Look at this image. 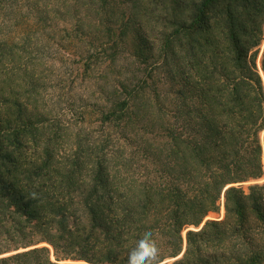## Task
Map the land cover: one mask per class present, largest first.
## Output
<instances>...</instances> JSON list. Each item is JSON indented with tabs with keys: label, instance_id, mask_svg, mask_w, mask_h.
<instances>
[{
	"label": "trees",
	"instance_id": "obj_1",
	"mask_svg": "<svg viewBox=\"0 0 264 264\" xmlns=\"http://www.w3.org/2000/svg\"><path fill=\"white\" fill-rule=\"evenodd\" d=\"M263 41L264 0H0V264H128L146 230L264 264ZM70 58L80 109L46 92Z\"/></svg>",
	"mask_w": 264,
	"mask_h": 264
},
{
	"label": "rangeland",
	"instance_id": "obj_2",
	"mask_svg": "<svg viewBox=\"0 0 264 264\" xmlns=\"http://www.w3.org/2000/svg\"><path fill=\"white\" fill-rule=\"evenodd\" d=\"M157 46L158 43H155ZM50 46V44H49ZM52 46V45H51ZM50 58H55V54H53ZM49 58V59H50ZM48 58L46 60L50 61ZM134 60H132L131 56L128 54L127 51L124 52L123 55L120 56L119 58V65L122 68H128L130 64H133ZM258 63V62H257ZM258 66V64H257ZM43 69H44V74L49 78V88L46 90L48 94H54V95H62L63 97H68V101L70 100V103L76 104V109H80V96H84V94L89 91L90 88L93 89L94 82L92 79L86 78L85 80H81L82 76H80L81 73V62L78 60H74L73 58H70L68 62H63V64H59L58 66L52 67L50 63H45L43 64ZM101 68H96L94 75L97 76L98 74L102 73ZM147 72V71H146ZM93 78V77H92ZM61 80V81H60ZM95 80V79H94ZM90 82V83H89ZM56 88H53V87ZM72 88V89H71ZM110 91V89H109ZM70 97V98H69ZM95 121V120H94ZM96 124V123H95ZM264 181V175L263 178L260 179L257 182H248L245 183L244 185H250L254 183H262ZM222 199H220V212L219 215H209L207 218L208 219H221L223 218V208H222ZM220 219V220H221ZM190 229V228H189ZM193 229V228H191ZM182 235L183 239H185V231ZM185 245V244H184ZM41 247H46L49 249L50 252V258L53 259L52 256V249L47 245V244H40ZM39 246V247H40ZM3 248V247H1ZM9 255V254H6ZM167 262H173L172 260H169ZM64 264H87L85 262H72V261H65L62 262Z\"/></svg>",
	"mask_w": 264,
	"mask_h": 264
},
{
	"label": "clouds",
	"instance_id": "obj_3",
	"mask_svg": "<svg viewBox=\"0 0 264 264\" xmlns=\"http://www.w3.org/2000/svg\"><path fill=\"white\" fill-rule=\"evenodd\" d=\"M34 195V194H33ZM128 264H162L153 232L146 230L128 253Z\"/></svg>",
	"mask_w": 264,
	"mask_h": 264
},
{
	"label": "water",
	"instance_id": "obj_4",
	"mask_svg": "<svg viewBox=\"0 0 264 264\" xmlns=\"http://www.w3.org/2000/svg\"><path fill=\"white\" fill-rule=\"evenodd\" d=\"M263 45H264V41H263ZM258 69H259V71H260V73H261L259 59H258ZM261 75H262V73H261ZM263 137H264V131L262 132V138L260 137V142H261L262 151H263V156H264V142H263L264 140H263ZM228 187H229V186H228ZM225 189H226V188H224V190H225ZM224 190L222 191V194H221L222 203H223V192H224ZM222 205H223V204H222ZM222 208H223V206H222ZM206 219H208V218H206ZM220 219H221V217H220ZM220 219H218V220H220ZM203 223H204V222H203ZM203 223L199 226V229L202 227ZM190 229H191V228H190ZM190 229H187V230H190ZM187 230H185V232H186ZM182 253H183V252H182ZM182 253H181L177 258H174L173 261H175L176 259L180 258V257L182 256ZM164 263H166V262H164ZM164 263H162V264H164Z\"/></svg>",
	"mask_w": 264,
	"mask_h": 264
},
{
	"label": "bare ground",
	"instance_id": "obj_5",
	"mask_svg": "<svg viewBox=\"0 0 264 264\" xmlns=\"http://www.w3.org/2000/svg\"><path fill=\"white\" fill-rule=\"evenodd\" d=\"M263 45V44H262ZM258 64V63H257ZM258 67V66H257ZM261 138H262V135H261ZM263 162H264V156H263ZM184 234V233H183Z\"/></svg>",
	"mask_w": 264,
	"mask_h": 264
}]
</instances>
